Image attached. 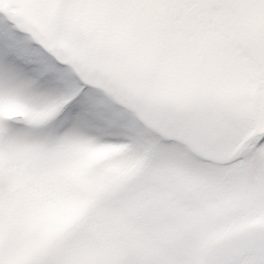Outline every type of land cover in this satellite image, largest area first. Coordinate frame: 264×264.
<instances>
[{
	"label": "snow or ice",
	"instance_id": "6c2138e0",
	"mask_svg": "<svg viewBox=\"0 0 264 264\" xmlns=\"http://www.w3.org/2000/svg\"><path fill=\"white\" fill-rule=\"evenodd\" d=\"M0 264H264V0H0Z\"/></svg>",
	"mask_w": 264,
	"mask_h": 264
}]
</instances>
